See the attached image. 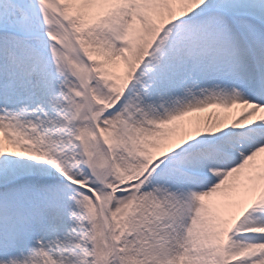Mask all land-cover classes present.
<instances>
[{
	"label": "snow or ice",
	"instance_id": "6c2138e0",
	"mask_svg": "<svg viewBox=\"0 0 264 264\" xmlns=\"http://www.w3.org/2000/svg\"><path fill=\"white\" fill-rule=\"evenodd\" d=\"M0 264H264V0H0Z\"/></svg>",
	"mask_w": 264,
	"mask_h": 264
}]
</instances>
